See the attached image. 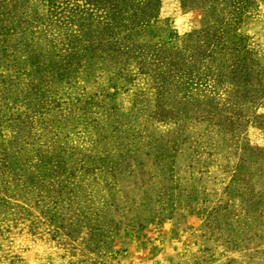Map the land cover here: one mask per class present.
Here are the masks:
<instances>
[{
	"label": "rangeland",
	"instance_id": "obj_1",
	"mask_svg": "<svg viewBox=\"0 0 264 264\" xmlns=\"http://www.w3.org/2000/svg\"><path fill=\"white\" fill-rule=\"evenodd\" d=\"M222 1L146 3L158 92L0 12V264H264V0Z\"/></svg>",
	"mask_w": 264,
	"mask_h": 264
},
{
	"label": "trees",
	"instance_id": "obj_2",
	"mask_svg": "<svg viewBox=\"0 0 264 264\" xmlns=\"http://www.w3.org/2000/svg\"><path fill=\"white\" fill-rule=\"evenodd\" d=\"M69 1L35 0L33 16L30 9L31 0H0V12L4 10V15L18 12L14 21L10 22L12 26L17 27L15 31L21 27L28 29L31 34L30 41L34 45L41 43V50L45 54H51L53 64H62V57L68 55H65L64 51L70 47V38L74 37L75 40H82L85 49L90 48L88 51L83 49L81 54L88 53L89 57H100L101 62L105 61L106 55L109 58L127 55L126 61L122 63L124 71L121 72L118 68L113 71L111 77L125 73L131 77L132 82L135 78L143 77L145 87L158 92L162 86L159 74L163 65L159 51L164 50L162 47L170 38H143L146 27L152 26L156 19V15H152L153 9H145L149 0H95L99 4L96 11H100L97 15L85 19L74 17L75 7ZM247 1L223 0L221 4L216 5L219 9L223 4L232 7L227 10L226 18L222 20L229 24L228 27L239 21L240 14L247 7ZM107 2L108 11L104 12L103 7L106 8ZM215 46H218V43H215ZM215 46L212 44L213 48ZM222 46L225 48L223 43ZM210 70L211 66L206 63L203 73L207 75Z\"/></svg>",
	"mask_w": 264,
	"mask_h": 264
}]
</instances>
